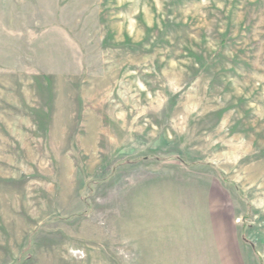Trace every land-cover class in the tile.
<instances>
[{
    "label": "rangeland",
    "instance_id": "obj_1",
    "mask_svg": "<svg viewBox=\"0 0 264 264\" xmlns=\"http://www.w3.org/2000/svg\"><path fill=\"white\" fill-rule=\"evenodd\" d=\"M0 264H264V0H0Z\"/></svg>",
    "mask_w": 264,
    "mask_h": 264
}]
</instances>
